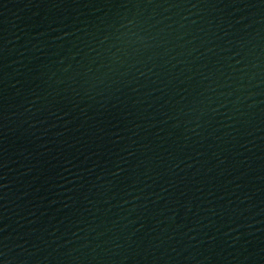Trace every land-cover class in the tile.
I'll use <instances>...</instances> for the list:
<instances>
[{"label":"water","instance_id":"95a60500","mask_svg":"<svg viewBox=\"0 0 264 264\" xmlns=\"http://www.w3.org/2000/svg\"><path fill=\"white\" fill-rule=\"evenodd\" d=\"M37 264H264V0H120Z\"/></svg>","mask_w":264,"mask_h":264}]
</instances>
